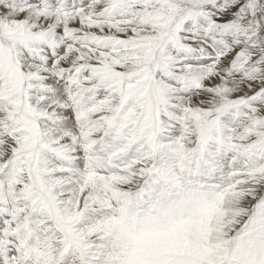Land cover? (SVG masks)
<instances>
[{
	"label": "snow or ice",
	"instance_id": "obj_1",
	"mask_svg": "<svg viewBox=\"0 0 264 264\" xmlns=\"http://www.w3.org/2000/svg\"><path fill=\"white\" fill-rule=\"evenodd\" d=\"M0 264H264V0H0Z\"/></svg>",
	"mask_w": 264,
	"mask_h": 264
}]
</instances>
